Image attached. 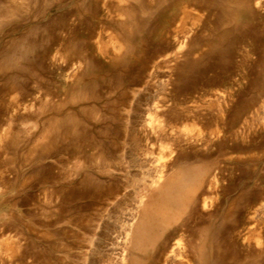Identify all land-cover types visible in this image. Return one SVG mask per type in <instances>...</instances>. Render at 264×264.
I'll return each mask as SVG.
<instances>
[{"label":"rangeland","instance_id":"rangeland-1","mask_svg":"<svg viewBox=\"0 0 264 264\" xmlns=\"http://www.w3.org/2000/svg\"><path fill=\"white\" fill-rule=\"evenodd\" d=\"M0 264H264V0H0Z\"/></svg>","mask_w":264,"mask_h":264},{"label":"bare ground","instance_id":"bare-ground-1","mask_svg":"<svg viewBox=\"0 0 264 264\" xmlns=\"http://www.w3.org/2000/svg\"><path fill=\"white\" fill-rule=\"evenodd\" d=\"M180 15V14H179ZM183 34V33H182ZM179 39V38H178ZM178 41V40H177ZM176 43H178V42H176ZM119 50H120V45H119ZM118 50V49H117ZM146 70H148V69H146ZM154 108V107H153ZM160 110V109H159ZM151 115V114H150ZM156 116V115H155ZM152 118L154 119V117L152 116ZM185 118V117H184ZM152 119V120H153ZM159 119V118H158ZM190 119V118H189ZM193 119V118H192ZM67 121H69L68 119H67ZM195 121V120H194ZM171 122H174V121H171ZM170 122V123H171ZM197 123V122H196ZM175 125H177V124H175ZM186 125V124H185ZM211 125V124H210ZM209 125V126H210ZM166 126V125H165ZM168 126V125H167ZM54 127V126H53ZM215 127V126H214ZM129 128V127H128ZM218 128V127H217ZM186 129V128H185ZM192 129V128H191ZM206 130V129H205ZM194 131H195V129H194ZM200 132V131H199ZM212 134V133H211ZM195 164H197V163H195ZM196 168V167H195ZM174 170V169H173ZM193 171V170H192ZM172 172V171H171ZM180 173V172H179ZM179 175V174H178ZM186 175V174H185ZM177 176V175H176ZM170 178H172V177H170ZM169 178V179H170ZM176 178V177H175ZM179 178V177H178ZM181 178V177H180ZM172 179H174V178H172ZM178 180H180L181 181V179H178ZM185 180V179H184ZM170 182V181H169ZM166 184H167V182H166ZM170 183H168V185H169ZM165 185V184H164ZM171 185V184H170ZM172 185H174V183L172 184ZM166 187H167V185H166ZM165 187V188H166ZM172 187V186H171ZM170 188V187H169ZM175 188V187H174ZM173 188V189H174ZM176 189V188H175ZM178 189V188H177ZM178 190H180V189H178ZM200 190V189H199ZM165 191H166V189H165ZM161 192V191H160ZM163 192V191H162ZM168 192V191H167ZM170 192V191H169ZM175 192V191H174ZM168 194V193H167ZM198 194V193H197ZM201 194V193H200ZM199 194V195H200ZM162 196V195H161ZM166 196V195H165ZM178 196V195H177ZM160 197V196H159ZM163 197V196H162ZM172 196H170L169 198H171ZM157 198V197H156ZM167 198V197H166ZM159 199V198H158ZM176 199H177V197H176ZM157 200V199H156ZM207 201V200H206ZM164 202V201H163ZM173 203V202H172ZM160 204H161V202H160ZM164 204V203H163ZM165 205V204H164ZM172 205V204H171ZM176 205V204H175ZM185 205V204H184ZM178 206V205H177ZM163 206H160V207H158V208H156L155 210H154V213L153 214H156V215H159V213H160V210H161V208H162ZM176 207V206H175ZM185 207V206H184ZM184 207H183V209H184ZM180 208V207H179ZM166 209V208H165ZM176 209V208H175ZM166 211H169V210H167L166 209ZM179 215H180V213H179ZM175 217H176V215H174ZM178 216V215H177ZM134 218H132L131 220H133ZM173 219V218H172ZM199 226V225H198ZM127 229V228H126ZM128 229H130V228H128ZM127 229V230H128ZM209 230V229H208ZM131 231H129V233H130ZM126 233H127V231H126ZM208 233V232H207ZM52 235V234H51ZM126 235V234H125ZM128 235V234H127ZM126 235V236H127ZM128 237V236H127ZM126 237V238H127ZM192 237H193V235H192ZM201 238H202V236H201ZM141 239V238H140ZM143 239V238H142ZM204 240H206V239H204ZM200 243V242H199ZM204 243V242H203ZM53 248V247H52ZM56 249V248H55ZM55 252V251H54ZM57 252H58V250H57ZM54 256V255H53ZM195 257V256H194ZM60 259V258H59ZM169 259V258H168ZM172 261V260H171ZM60 262H62V261H60Z\"/></svg>","mask_w":264,"mask_h":264}]
</instances>
